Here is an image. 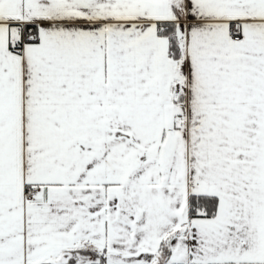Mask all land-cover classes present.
I'll return each mask as SVG.
<instances>
[{
	"label": "snow or ice",
	"instance_id": "1",
	"mask_svg": "<svg viewBox=\"0 0 264 264\" xmlns=\"http://www.w3.org/2000/svg\"><path fill=\"white\" fill-rule=\"evenodd\" d=\"M0 264H264V0H0Z\"/></svg>",
	"mask_w": 264,
	"mask_h": 264
}]
</instances>
